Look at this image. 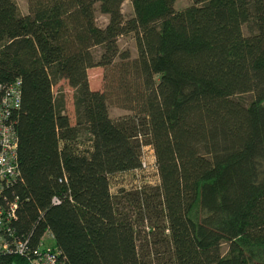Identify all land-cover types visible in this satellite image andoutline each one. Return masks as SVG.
<instances>
[{"label": "trees", "instance_id": "16d2710c", "mask_svg": "<svg viewBox=\"0 0 264 264\" xmlns=\"http://www.w3.org/2000/svg\"><path fill=\"white\" fill-rule=\"evenodd\" d=\"M26 1L0 0V84L20 82L16 237L33 251L49 234L58 264H264V0H130V17L124 0Z\"/></svg>", "mask_w": 264, "mask_h": 264}, {"label": "built area", "instance_id": "2783aa9c", "mask_svg": "<svg viewBox=\"0 0 264 264\" xmlns=\"http://www.w3.org/2000/svg\"><path fill=\"white\" fill-rule=\"evenodd\" d=\"M19 104V80L0 84V256L18 254L26 256L27 264H58L59 251L45 243L49 234L41 237L33 251L30 250L28 239L16 237L11 224L16 216V202L7 201L3 192L18 175L17 137L10 117ZM57 201L55 197L52 198V202Z\"/></svg>", "mask_w": 264, "mask_h": 264}, {"label": "rangeland", "instance_id": "374dc122", "mask_svg": "<svg viewBox=\"0 0 264 264\" xmlns=\"http://www.w3.org/2000/svg\"><path fill=\"white\" fill-rule=\"evenodd\" d=\"M20 12L22 14L27 13V1L26 0H15ZM191 4V0H175L174 2V8L176 10H179L181 8H184L188 5ZM121 12L123 13V15L125 17H130L133 14V9L131 6V2L130 0H124L122 5H121ZM96 22L98 25L103 26L104 24H106L107 22V16L104 14H101L99 12H96ZM242 30L244 34H248V28L246 25L242 26ZM118 46L121 49H127L130 52V55L133 57L136 55V48H135V42L133 39L132 35H124L118 38ZM102 74H103V69L99 66H94L91 67L87 70V76H88V82H89V87L91 89H100L102 87ZM58 89H61V92L63 93L64 99H65V106H66V112L68 113V115L71 117V119L73 120V106H72V90L66 85V83L64 81H60L58 82L55 86H54V93L56 94L58 91ZM127 113L126 110L118 108V107H114V106H109V114L112 117H117L119 115L125 114ZM73 122V121H72ZM151 150H149L148 148L144 149L143 152V162L145 163V168H146V178L148 177L149 179L152 176V171H151V165H152V155H151ZM127 179V177H126ZM129 179V177H128ZM124 181V179H123ZM120 179H118L116 181L117 186L121 185L123 182ZM125 183V182H124ZM127 185V184H125ZM117 186H113L112 187V191L115 190V187ZM145 233H148V229L145 228L144 229ZM45 243L46 245L50 243L48 242V239H45Z\"/></svg>", "mask_w": 264, "mask_h": 264}]
</instances>
